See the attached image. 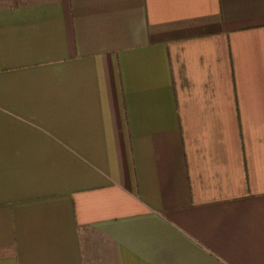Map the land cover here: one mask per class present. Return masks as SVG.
I'll use <instances>...</instances> for the list:
<instances>
[{
	"label": "crops",
	"instance_id": "crops-1",
	"mask_svg": "<svg viewBox=\"0 0 264 264\" xmlns=\"http://www.w3.org/2000/svg\"><path fill=\"white\" fill-rule=\"evenodd\" d=\"M0 264H264V0H0Z\"/></svg>",
	"mask_w": 264,
	"mask_h": 264
}]
</instances>
